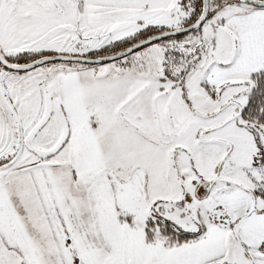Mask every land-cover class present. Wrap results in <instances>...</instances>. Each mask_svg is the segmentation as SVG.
<instances>
[{"label": "snow or ice", "instance_id": "6c2138e0", "mask_svg": "<svg viewBox=\"0 0 264 264\" xmlns=\"http://www.w3.org/2000/svg\"><path fill=\"white\" fill-rule=\"evenodd\" d=\"M0 264H264V0H0Z\"/></svg>", "mask_w": 264, "mask_h": 264}]
</instances>
